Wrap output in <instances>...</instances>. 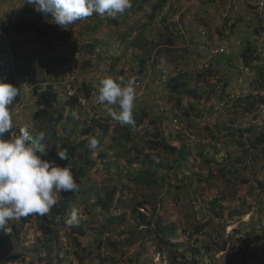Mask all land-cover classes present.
<instances>
[{"label": "rangeland", "instance_id": "obj_1", "mask_svg": "<svg viewBox=\"0 0 264 264\" xmlns=\"http://www.w3.org/2000/svg\"><path fill=\"white\" fill-rule=\"evenodd\" d=\"M157 3L161 7L152 10ZM19 9L22 17L51 23L59 34L48 31L39 39L0 35V80L19 88L9 106L14 127L6 135L11 138L22 127L34 137L46 132L39 94L55 93L62 104L71 83L86 99L83 115L69 113L75 125L85 129L99 116L109 121L108 137L90 152L95 166L79 180L63 219L54 217L57 197L47 215L9 222L11 235L26 225L11 242L20 245L16 256L0 264H264V146L253 144L256 136H264V0H132L116 19L93 14L66 30L27 0H0V28ZM11 43L24 66L14 79L4 67L10 63ZM104 77L134 81L139 125L130 140L123 137L130 126L119 124L95 102ZM172 80L187 83L196 100L179 103L170 96ZM155 124L170 144L186 146L187 160L151 150L146 140L156 133ZM45 143L50 144L46 160H54L66 145L48 135ZM135 147L142 150L139 158ZM126 159L136 165L134 170L126 169ZM217 166L226 169L224 177L215 174ZM142 171L149 177L139 181ZM112 191L120 208L105 214L94 202ZM73 208L79 222L68 229L65 221ZM136 212L146 225H137ZM42 220L55 226L50 242L37 229ZM157 220L165 231L175 229L162 241L154 234ZM172 252L178 256L174 261Z\"/></svg>", "mask_w": 264, "mask_h": 264}, {"label": "clouds", "instance_id": "obj_2", "mask_svg": "<svg viewBox=\"0 0 264 264\" xmlns=\"http://www.w3.org/2000/svg\"><path fill=\"white\" fill-rule=\"evenodd\" d=\"M27 3L38 13L50 16L55 25L65 30L93 14L116 19L132 7V0H27ZM18 95L19 88L0 80V232L4 234L11 233L10 221L30 215L45 216L56 205L61 193L79 190L66 149L57 152L60 160L69 161L64 167L43 158L50 145L45 143V131L34 138L22 127L18 134L12 133L11 138H5L14 127L9 106ZM72 97H76L78 103L79 99L86 101L75 92L67 99ZM135 99L133 80L125 84L122 79L104 77L99 81L95 102L107 109L112 119L122 126L135 125ZM86 139L90 152L99 148L100 141L95 136L89 135ZM78 222L79 211L73 208L65 227L71 229Z\"/></svg>", "mask_w": 264, "mask_h": 264}, {"label": "trees", "instance_id": "obj_3", "mask_svg": "<svg viewBox=\"0 0 264 264\" xmlns=\"http://www.w3.org/2000/svg\"><path fill=\"white\" fill-rule=\"evenodd\" d=\"M161 7L159 3L153 5L152 10H157ZM24 13V10L19 9L16 11H13L10 13L7 18H5L4 26L0 28V35L1 38L6 39V38H18L21 36H24L26 34H30L31 36L35 37L36 39H39L41 37H44L47 35L48 31L56 32L59 34V31H56V27L53 26L51 23H43V22H38V21H33L27 18L22 17V14ZM168 36H170L171 39H173L175 36L172 35V33L166 32ZM61 34V32H60ZM171 42H168V45H171ZM12 44V43H11ZM146 45L144 44V47ZM143 47V46H142ZM10 63L4 65V67L7 70V74L14 79L17 75L21 74L24 72V66L22 65L20 59H18L17 51H15V45L12 44L10 48ZM249 57H245L244 61L245 63H248ZM141 66H144L145 64V59H141ZM143 68V67H142ZM142 69L140 70V72ZM197 79H200V75L197 76ZM32 81V80H31ZM194 81V80H191ZM35 82V81H34ZM13 85V84H12ZM15 86V85H13ZM190 86V85H189ZM16 87V86H15ZM192 87V86H191ZM189 88V89H188ZM168 92L170 96H176L180 101L179 103H183V100H196V94L194 89L188 87V84L185 83L184 81L181 83L174 82L173 80L168 84L167 86ZM46 94V95H45ZM40 104L43 105L45 109H42L43 114V120L44 122H47V135L50 137L53 142H58L65 140L66 145H62L60 147V150H67L69 160L72 163V170L74 172V178L78 185L80 186V181L87 176V174L90 173V171L93 169V166H95V162L92 161L91 159V153L87 148V137L89 135L95 136L99 141L100 145H102L107 137H108V132H107V123L109 122L107 119L101 120L102 118H99V116L93 117V120L90 123V126L83 129V128H78L77 121H73V116L70 115L71 111H75V113L82 114L83 115V109L82 106L78 103L76 97L69 98L60 103L58 99H56V94L55 93H40ZM192 107L191 105H189ZM69 107L66 110L65 108ZM48 111L49 117H45V113ZM139 117L137 111H133V119H137L136 117ZM138 120V119H137ZM72 121V123H71ZM154 124V123H153ZM138 124L133 125H126L127 127L130 126L131 129H127L124 132V136L127 140H130L131 137L134 138V135L137 133L134 131ZM154 128L156 129V133L153 135V138L147 139L146 144L151 148V150H162L165 151V153L170 154V155H175L177 160H187L188 159V150L185 145H180L175 143L174 145L170 144L168 141H166L162 135L160 134V131L158 130V125L155 124ZM76 131V132H75ZM67 133L73 134L76 133L74 138L68 139L67 138ZM131 135V137H130ZM34 137V136H33ZM5 138H9L8 134H5ZM35 138V137H34ZM116 141L115 137H111V142L112 144ZM256 147L259 146H264V136L263 135H258L256 136L254 143ZM136 145V144H135ZM136 151L137 156L139 158V155L142 153V150H138L137 147L133 149ZM54 161L58 166L64 167L66 166L69 161H63L60 160L56 155L53 156ZM204 162L208 165H211L213 161H210V159L204 160ZM122 163L126 166L127 170H134L136 165H133V163L130 160H125L122 161ZM148 163L151 164V160L148 159ZM107 166L105 167L106 171H110L112 168L111 163L105 162ZM154 165V164H153ZM156 168H162L161 165L157 164ZM215 169V168H214ZM226 169L223 167L217 166L215 169V174H218L220 177H224V171ZM214 172L209 171L208 177H212L215 175ZM139 181L143 180L142 178L149 177L148 174L145 172H140L139 175ZM213 178V177H212ZM80 180V181H79ZM152 182H156V179L152 180ZM112 194L114 197L115 191L110 192L107 197H104V199H96L94 202V206H96L100 211L103 213L107 214L108 212H111L113 210H117L120 208V203L119 201H114L116 199H112ZM76 197V192L71 193H61L60 196H58L59 202L58 205H56L57 213L54 215H60V217L63 219L64 214H66L67 208L74 202ZM111 200H110V199ZM136 217L140 216L139 213L136 212L135 214ZM155 218V216L153 215ZM156 219V218H155ZM119 222V220L117 219ZM113 222H115L113 220ZM146 221L143 219L142 215L140 216V219L137 221V225H146ZM160 221H154L153 229H154V234L155 238H158L159 240H164L166 237V233H172L175 229L173 227L167 229L166 231L164 230V227L162 228L160 226ZM25 222L20 225V229L16 230L14 235L10 234H4L0 232V259L6 258V261L11 259L16 256V250L20 248V245L13 246L12 239L13 236L21 235V231L23 230L25 226ZM37 229L41 232V234L47 239L48 242H50V239L53 238V231L55 230V226L52 227L48 225V223L45 220L38 221L36 223ZM135 225V228L137 227ZM150 225V224H149ZM202 225H200L198 228L201 229ZM135 232V231H134ZM132 232V235H135V233ZM160 241V242H161ZM52 249L54 250V247L52 246ZM172 260L174 261L178 256L177 252H172ZM184 259H181L183 261ZM177 263V262H176ZM179 264V262H178Z\"/></svg>", "mask_w": 264, "mask_h": 264}, {"label": "built area", "instance_id": "obj_4", "mask_svg": "<svg viewBox=\"0 0 264 264\" xmlns=\"http://www.w3.org/2000/svg\"><path fill=\"white\" fill-rule=\"evenodd\" d=\"M65 90L67 92V95L71 96L73 94V88H72V85L71 83H67L66 86H65ZM79 103L80 105L85 108L86 107V102L84 99H79Z\"/></svg>", "mask_w": 264, "mask_h": 264}]
</instances>
